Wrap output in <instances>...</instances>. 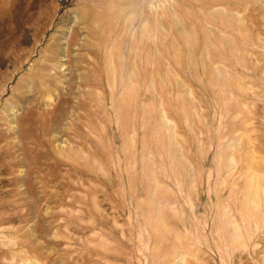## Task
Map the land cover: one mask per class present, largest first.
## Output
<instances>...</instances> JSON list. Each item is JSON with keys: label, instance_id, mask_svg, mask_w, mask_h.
<instances>
[{"label": "rangeland", "instance_id": "374dc122", "mask_svg": "<svg viewBox=\"0 0 264 264\" xmlns=\"http://www.w3.org/2000/svg\"><path fill=\"white\" fill-rule=\"evenodd\" d=\"M137 1L0 0V264H264V0L153 7L117 109L98 27Z\"/></svg>", "mask_w": 264, "mask_h": 264}, {"label": "bare ground", "instance_id": "6f19581e", "mask_svg": "<svg viewBox=\"0 0 264 264\" xmlns=\"http://www.w3.org/2000/svg\"><path fill=\"white\" fill-rule=\"evenodd\" d=\"M152 1L153 0H139V3L141 6H139L138 1H137V3L133 5H129L124 8L125 11H128L131 8H133V10H135L136 12L129 11L122 19L116 20L115 17H112L115 20L114 22H111L108 26L106 25L105 27H98V29L104 30L99 36L98 44L100 45V49L104 47V51L106 53L108 52V49H111V52L107 53V55L104 57V60H106V62L109 63V65L106 66L107 68L106 73H107L108 86L110 87V90L113 89V87L118 86L119 92L121 93L122 101L119 99V104H118L119 106L117 109H120V108L124 109L128 98L133 97L134 94L137 92L138 71H137V68H135V65L131 62L127 64L126 62L121 63L119 66V69L115 68L116 64H115V56L113 55V52H114L113 47L116 46L121 40H123L125 44L131 43L126 50L128 52H133L134 50H138L139 52L138 56L148 52L149 46L147 42L151 41V33H152L151 27H150L151 26L150 12L152 11L153 7L156 9L164 8L166 7L165 5H167L169 2V0H158V4L155 5L154 3H152ZM134 6L137 7V9H135ZM139 28L141 29V31L139 30ZM135 30H138V34H134ZM75 41H76V38H75ZM102 44H105V45L102 46ZM109 44H110V47L108 48L107 45ZM61 53H62L61 49L59 50L58 48L54 49L47 58L46 63L48 65H46V68L44 69V71H39L43 75L44 81H46L49 86H54V85L60 86V84H62L61 82L62 79L66 77V75L64 73H61L59 69L61 66L66 65L69 59H67L66 57L65 60L67 62H62V59H60ZM64 56H67V54H65ZM138 56L137 57L133 56L132 61L134 62L135 59L138 58ZM208 63H209V53L207 52V50H204V52L201 54L200 64L202 68L205 69ZM117 70H120L121 74L118 75ZM48 85H44V84L41 85V87L43 88V91H42L43 94L53 92V88L49 87ZM145 87L150 90L149 80L147 79H146ZM114 95H117V94H114ZM124 97H126L127 100ZM147 112H148V109H147ZM238 143H239V139H236V140H233L231 144L232 146H235ZM236 166H238V159L236 158L235 154L233 152L227 154V160L225 164L226 169H224L225 171L221 172L222 176L225 177L226 175L231 173V171L237 168ZM224 177L222 178L224 179ZM255 184L256 183H254V190H253L254 195L257 194V185ZM233 225L235 229L237 230L238 225L235 221H233Z\"/></svg>", "mask_w": 264, "mask_h": 264}]
</instances>
